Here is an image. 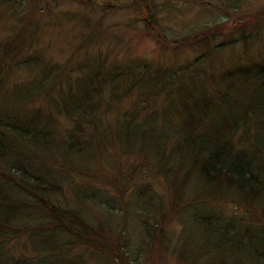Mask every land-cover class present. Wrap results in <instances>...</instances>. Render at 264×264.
I'll use <instances>...</instances> for the list:
<instances>
[{
	"label": "rangeland",
	"instance_id": "rangeland-1",
	"mask_svg": "<svg viewBox=\"0 0 264 264\" xmlns=\"http://www.w3.org/2000/svg\"><path fill=\"white\" fill-rule=\"evenodd\" d=\"M0 227V264H264V0H0Z\"/></svg>",
	"mask_w": 264,
	"mask_h": 264
},
{
	"label": "trees",
	"instance_id": "trees-1",
	"mask_svg": "<svg viewBox=\"0 0 264 264\" xmlns=\"http://www.w3.org/2000/svg\"><path fill=\"white\" fill-rule=\"evenodd\" d=\"M200 34L207 37V32L205 33L204 30L201 31ZM191 38H193V41H194V40H197V38H199V37L196 33L193 35V37L189 38L190 41H191ZM200 38H202V37H200ZM52 88H53V86L50 89H52ZM220 91H222L223 93L224 92L226 93L227 89H225V90L220 89ZM90 121H91V119H90ZM78 128L82 129L81 127H78ZM74 135L75 134H72V137ZM71 144H72V148H68V149L74 148L75 145H74L73 141L69 145H71ZM215 151L216 152H214L213 154L212 153L209 154V159H212V161H213L212 166L214 168L216 167L217 170H219V171L223 170L224 173H226V171H228L229 176L227 175V177H230L231 180L235 179L234 181H237L236 183L238 186H240V188L246 187L249 190H251V188H250L251 184L254 183L253 184L254 186L257 184V180H256L255 176L254 175L250 176L248 174V172H247L248 168L246 167L245 162H243V158L239 157V159L241 160V164L239 165V161H237L236 164H235V162H231L233 158L229 155L230 153H229V151H227L225 146L221 147V148H216ZM202 168H205V167L203 166ZM27 189H29V188L27 187ZM40 202H41L42 206L48 210V214L51 217L55 218V219H53V223L51 225V228L58 229L61 231V233H59L57 235L53 234V233L51 234V240L56 244V246L53 248H48V249L56 250L58 252V250L62 246V244H59L58 240H55V238L57 236L60 237L62 234L63 235L66 234L70 238L72 237L74 239V241H76V242L84 241V243L86 242L87 244H90L91 247H93L95 249H99V247H100L99 250L105 249V248H103L105 241H103L101 239L99 240L98 238L94 237L92 235V232L89 231L87 228H85L87 226V223L85 222V220H83L78 214H76V213L71 214L70 212H68L66 210H61V209L59 210L58 208L55 207L54 204L49 203L45 198H42V197H40ZM12 226L13 225H11V227ZM2 230L3 229H1V227H0V231H2ZM84 243L80 242V244H83V245H84Z\"/></svg>",
	"mask_w": 264,
	"mask_h": 264
}]
</instances>
